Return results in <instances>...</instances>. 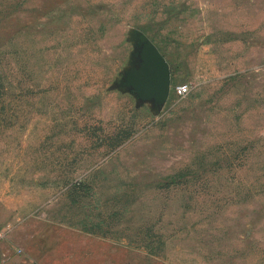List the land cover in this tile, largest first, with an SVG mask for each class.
I'll return each mask as SVG.
<instances>
[{
  "label": "rangeland",
  "instance_id": "1",
  "mask_svg": "<svg viewBox=\"0 0 264 264\" xmlns=\"http://www.w3.org/2000/svg\"><path fill=\"white\" fill-rule=\"evenodd\" d=\"M147 55L170 83L141 98ZM0 234L31 264H264V0H0Z\"/></svg>",
  "mask_w": 264,
  "mask_h": 264
},
{
  "label": "water",
  "instance_id": "2",
  "mask_svg": "<svg viewBox=\"0 0 264 264\" xmlns=\"http://www.w3.org/2000/svg\"><path fill=\"white\" fill-rule=\"evenodd\" d=\"M143 69L128 77L127 83L132 85L141 98H149L156 93H165L168 90L170 78L166 62L153 55L146 56Z\"/></svg>",
  "mask_w": 264,
  "mask_h": 264
},
{
  "label": "crops",
  "instance_id": "3",
  "mask_svg": "<svg viewBox=\"0 0 264 264\" xmlns=\"http://www.w3.org/2000/svg\"><path fill=\"white\" fill-rule=\"evenodd\" d=\"M0 264H31L29 258L19 251L18 245L9 237H0Z\"/></svg>",
  "mask_w": 264,
  "mask_h": 264
},
{
  "label": "built area",
  "instance_id": "4",
  "mask_svg": "<svg viewBox=\"0 0 264 264\" xmlns=\"http://www.w3.org/2000/svg\"><path fill=\"white\" fill-rule=\"evenodd\" d=\"M191 88L188 84H178L173 87V91L177 97H184L190 92ZM1 237V234H0Z\"/></svg>",
  "mask_w": 264,
  "mask_h": 264
}]
</instances>
